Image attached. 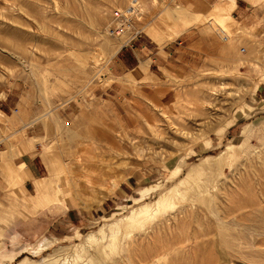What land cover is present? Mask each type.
I'll list each match as a JSON object with an SVG mask.
<instances>
[{"label":"rangeland","instance_id":"obj_1","mask_svg":"<svg viewBox=\"0 0 264 264\" xmlns=\"http://www.w3.org/2000/svg\"><path fill=\"white\" fill-rule=\"evenodd\" d=\"M129 1L0 0V264H264V0Z\"/></svg>","mask_w":264,"mask_h":264},{"label":"built area","instance_id":"obj_2","mask_svg":"<svg viewBox=\"0 0 264 264\" xmlns=\"http://www.w3.org/2000/svg\"><path fill=\"white\" fill-rule=\"evenodd\" d=\"M144 4L141 0H130L129 4L117 7L111 14V23L107 28L110 36L126 37L124 46H132L134 40L141 36L138 22L143 15ZM245 50V49H244Z\"/></svg>","mask_w":264,"mask_h":264},{"label":"crops","instance_id":"obj_3","mask_svg":"<svg viewBox=\"0 0 264 264\" xmlns=\"http://www.w3.org/2000/svg\"><path fill=\"white\" fill-rule=\"evenodd\" d=\"M237 4H238V1H237ZM237 7L239 8V5H237ZM29 155V157H31L30 156V154H28ZM32 158V157H31ZM28 158H25L24 160H27ZM27 162V161H26ZM1 163H2V157H0V167H1ZM15 254H17L16 252L13 254V255H11V258H13V256L15 255ZM0 255H2L1 253H0Z\"/></svg>","mask_w":264,"mask_h":264}]
</instances>
